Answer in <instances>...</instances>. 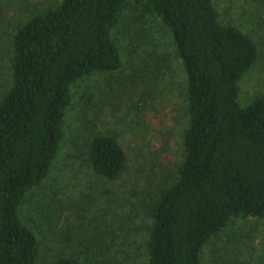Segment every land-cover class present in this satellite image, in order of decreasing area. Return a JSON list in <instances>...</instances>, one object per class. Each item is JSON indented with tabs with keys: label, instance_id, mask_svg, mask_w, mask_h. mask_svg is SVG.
<instances>
[{
	"label": "trees",
	"instance_id": "obj_1",
	"mask_svg": "<svg viewBox=\"0 0 264 264\" xmlns=\"http://www.w3.org/2000/svg\"><path fill=\"white\" fill-rule=\"evenodd\" d=\"M130 3L159 19L185 77L183 160L149 210L147 264H202L203 248L232 220L264 219V97L238 103L239 83L258 61L251 37L221 25L212 0H60L12 37L11 84L0 102V264L39 257L19 209L57 157L71 87L121 69L112 32ZM88 162L112 181L127 156L114 137L97 136Z\"/></svg>",
	"mask_w": 264,
	"mask_h": 264
},
{
	"label": "rangeland",
	"instance_id": "obj_2",
	"mask_svg": "<svg viewBox=\"0 0 264 264\" xmlns=\"http://www.w3.org/2000/svg\"><path fill=\"white\" fill-rule=\"evenodd\" d=\"M60 0H0V102L11 84L12 37ZM223 26L251 37L258 61L239 83L244 107L264 97V0H212ZM122 60L70 90L64 137L47 178L19 209L35 235V264L71 258L88 264H147L149 210L178 179L187 126L185 77L171 38L155 16L126 6L112 32ZM111 136L127 156L116 180L96 175L88 151ZM202 264H264V219L238 218L203 248Z\"/></svg>",
	"mask_w": 264,
	"mask_h": 264
}]
</instances>
